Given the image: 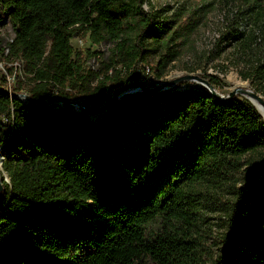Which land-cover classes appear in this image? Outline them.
I'll use <instances>...</instances> for the list:
<instances>
[{"label": "trees", "instance_id": "16d2710c", "mask_svg": "<svg viewBox=\"0 0 264 264\" xmlns=\"http://www.w3.org/2000/svg\"><path fill=\"white\" fill-rule=\"evenodd\" d=\"M242 1L264 16V0ZM169 13L152 0H0V30L14 31L0 34V264H264L258 109L199 84L113 102L179 59L199 20ZM81 34L113 46L103 72L74 49ZM243 80L260 93L264 64ZM209 212L227 227L211 259Z\"/></svg>", "mask_w": 264, "mask_h": 264}, {"label": "rangeland", "instance_id": "374dc122", "mask_svg": "<svg viewBox=\"0 0 264 264\" xmlns=\"http://www.w3.org/2000/svg\"><path fill=\"white\" fill-rule=\"evenodd\" d=\"M152 6L157 10L164 7L170 9L169 15L176 11L188 12L182 22L188 23L186 17L193 15L192 19L199 20V23L182 45L179 59L168 68L163 78H156L149 69L142 70L138 83L130 80L127 86L138 84L156 88L173 82L171 87L186 88L192 84H200L188 80L178 82L188 75L207 81L210 80L209 77L217 78L221 85L214 86V89L219 95L229 97L233 94L234 97L250 102L264 115V105L241 92L244 90L258 94L264 100L262 86H258L261 92L256 93L253 90L257 87L256 84L252 80H243V74L252 75L257 64H264V16L258 15L256 9L242 0H152ZM145 10H148L147 6ZM0 34L5 43L14 38L13 28L8 21L0 30ZM234 35L238 38L234 39ZM72 45L80 53L87 69L96 73L104 71V65L113 47L111 44L95 46L89 36L84 37L81 34L72 40ZM11 81L13 82V79ZM258 103L263 107L261 111ZM2 163L3 161H0V173ZM2 174L6 181V174ZM221 217L219 212H209L205 217V249L210 253V259L219 254L216 243L227 233L225 221Z\"/></svg>", "mask_w": 264, "mask_h": 264}, {"label": "water", "instance_id": "95a60500", "mask_svg": "<svg viewBox=\"0 0 264 264\" xmlns=\"http://www.w3.org/2000/svg\"><path fill=\"white\" fill-rule=\"evenodd\" d=\"M187 80L188 81H197V82H199L200 83L199 85L205 86L218 100L227 101V100H231L232 98H234L233 94L231 96H229V97H223V96L219 95L215 91L214 86L209 81H207L205 79H202V78H200L198 76L188 75V76L183 77L182 79H179L178 82L187 81ZM172 84H174V83L173 82L167 83L166 85H162V86H160L158 88H154V89L146 88L144 85H130V86H126L124 89L119 90V91H117L115 93L113 102L116 101V99H118L121 95L126 94V93H133V92L142 91V90L160 91V90H165V89L171 88ZM241 92L250 95L252 98H254L255 100H257L258 102H260L261 104L264 105L263 98L260 97L258 94L251 93V92L244 91V90H242ZM20 97H22L25 100L32 101V99L26 94L20 95ZM69 102L72 105L76 106L78 110L84 111L86 114L101 112V111H103L105 109V108H101V109H97V110H88L82 105V101H80V100H71ZM261 115L264 117V115L262 113H261ZM0 159H1V161L4 160V158H3V156L1 154H0ZM2 191H3V183H2V180L0 178V201H1V193H2Z\"/></svg>", "mask_w": 264, "mask_h": 264}, {"label": "bare ground", "instance_id": "6f19581e", "mask_svg": "<svg viewBox=\"0 0 264 264\" xmlns=\"http://www.w3.org/2000/svg\"><path fill=\"white\" fill-rule=\"evenodd\" d=\"M258 107H259V110L261 111L262 109H263V107L258 103ZM263 112V111H262ZM0 161H1V159H0ZM7 181V183H9L8 182V179L6 180Z\"/></svg>", "mask_w": 264, "mask_h": 264}]
</instances>
